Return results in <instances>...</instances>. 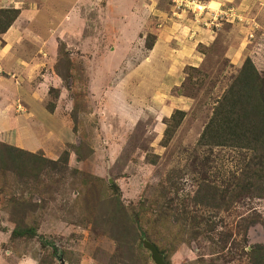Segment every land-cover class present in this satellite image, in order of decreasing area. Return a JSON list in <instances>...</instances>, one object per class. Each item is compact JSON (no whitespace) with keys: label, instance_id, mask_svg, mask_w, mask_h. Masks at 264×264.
Listing matches in <instances>:
<instances>
[{"label":"rangeland","instance_id":"374dc122","mask_svg":"<svg viewBox=\"0 0 264 264\" xmlns=\"http://www.w3.org/2000/svg\"><path fill=\"white\" fill-rule=\"evenodd\" d=\"M190 1L80 0L54 34L69 0L34 18L23 80L1 76L0 264H156L150 247L264 264V198L241 188L253 153L198 144L247 60L264 78V5L195 0L197 18Z\"/></svg>","mask_w":264,"mask_h":264},{"label":"trees","instance_id":"16d2710c","mask_svg":"<svg viewBox=\"0 0 264 264\" xmlns=\"http://www.w3.org/2000/svg\"><path fill=\"white\" fill-rule=\"evenodd\" d=\"M10 14L5 32L19 14L18 10L2 11ZM1 32V33H2ZM201 146H231L252 152L249 179L241 186L242 191L264 198V78L258 73L250 60H247L224 93L214 114L204 127L199 138ZM5 150L12 153L18 148L5 145ZM33 156V155H32ZM253 172V175L251 173ZM212 205L214 200L210 198ZM13 236H24L25 230L16 225Z\"/></svg>","mask_w":264,"mask_h":264},{"label":"crops","instance_id":"0c3cea01","mask_svg":"<svg viewBox=\"0 0 264 264\" xmlns=\"http://www.w3.org/2000/svg\"><path fill=\"white\" fill-rule=\"evenodd\" d=\"M36 2V7L33 4V2H30V0H0V10H8V9H15L19 11L18 16L16 19L11 23L9 28L5 31L0 33V84L3 83V79L1 76H3L2 73L6 74V78H9V75H13V84L16 83L19 84V79L23 80L22 75H20L21 65L19 62L24 60L18 58L15 53L21 52L20 48L22 47L20 45L21 38L27 37L28 35H35L37 37H44L46 33H42L38 28L33 26L34 18L40 13L41 10H43L46 7L47 9H52V11L55 9L56 4L60 5L61 0H33ZM45 1V2H44ZM79 1L80 0H69L67 3L68 6L63 11V14L60 17H54L50 18L49 21L46 23L48 28L47 33H53L52 29H58L59 26L56 27L55 20H58L57 22H61L67 24L68 22L71 23L72 19L77 16V13L79 12ZM224 3H232L236 8H240L244 10L243 6H248L251 2L259 3L261 7H263L264 3L263 0H223ZM66 7V5L64 6ZM37 10V11H36ZM246 9L242 14H246ZM240 14L242 17L243 15ZM52 15V14H50ZM59 18V19H57ZM250 20H253V18H250ZM256 21V19L254 20ZM60 24V25H61ZM20 32H19V31ZM18 31V32H16ZM13 34V38L18 36L17 41H14V44L12 45V48L9 45V39L11 38ZM54 34V33H53ZM8 39V40H6ZM160 39V37H159ZM157 40V39H156ZM12 41V40H11ZM159 42V40H158ZM157 42V43H158ZM159 44H156L157 46ZM12 49V50H10ZM156 49V48H155ZM39 54L44 53V49L37 50ZM71 51V49H70ZM154 51V49L152 50ZM151 51V52H152ZM153 53V52H152ZM8 55V56H7ZM18 58V59H17ZM25 68H28V65L23 66ZM258 68V67H257ZM11 77V76H10ZM11 79V78H10ZM16 88V87H15ZM2 93L0 94V96ZM6 99H4L5 102ZM2 99L0 97V115L4 114V106L5 104L1 102ZM7 103V102H6ZM15 126V125H14ZM18 146V144H17ZM16 147V146H15ZM28 147V146H27ZM18 148V147H17ZM23 264V263H21Z\"/></svg>","mask_w":264,"mask_h":264},{"label":"built area","instance_id":"2783aa9c","mask_svg":"<svg viewBox=\"0 0 264 264\" xmlns=\"http://www.w3.org/2000/svg\"><path fill=\"white\" fill-rule=\"evenodd\" d=\"M191 2V3H190ZM185 2L184 7L187 11L192 12L197 18L200 14H203L206 9H208V6H205L201 3H195L193 1Z\"/></svg>","mask_w":264,"mask_h":264},{"label":"water","instance_id":"95a60500","mask_svg":"<svg viewBox=\"0 0 264 264\" xmlns=\"http://www.w3.org/2000/svg\"><path fill=\"white\" fill-rule=\"evenodd\" d=\"M150 248H151L152 256H153L155 263L156 264H164L160 255L156 252V250H154L152 247H150Z\"/></svg>","mask_w":264,"mask_h":264},{"label":"clouds","instance_id":"9594fccd","mask_svg":"<svg viewBox=\"0 0 264 264\" xmlns=\"http://www.w3.org/2000/svg\"><path fill=\"white\" fill-rule=\"evenodd\" d=\"M191 1H193V2H195V3H198V1H195V0H191ZM180 5H183V4H180ZM204 5V4H203ZM206 6V5H205ZM186 10V9H185ZM187 11V10H186Z\"/></svg>","mask_w":264,"mask_h":264}]
</instances>
